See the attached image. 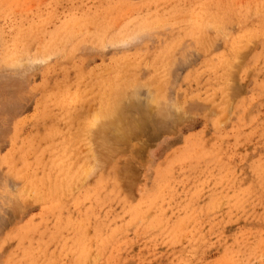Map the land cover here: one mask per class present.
<instances>
[{
    "label": "rangeland",
    "instance_id": "rangeland-1",
    "mask_svg": "<svg viewBox=\"0 0 264 264\" xmlns=\"http://www.w3.org/2000/svg\"><path fill=\"white\" fill-rule=\"evenodd\" d=\"M0 201V264H264V0H0Z\"/></svg>",
    "mask_w": 264,
    "mask_h": 264
},
{
    "label": "bare ground",
    "instance_id": "bare-ground-1",
    "mask_svg": "<svg viewBox=\"0 0 264 264\" xmlns=\"http://www.w3.org/2000/svg\"><path fill=\"white\" fill-rule=\"evenodd\" d=\"M234 2V1H233ZM160 3V2H159ZM138 34V33H137ZM159 34V33H158ZM145 38V37H144ZM140 39H142V38H140ZM128 42V41H127ZM152 42V41H151ZM133 43V42H132ZM120 45V44H119ZM126 45H127V43H126ZM132 45V44H131ZM121 48V47H120ZM123 48V47H122ZM45 59V58H44ZM45 62V61H44ZM43 62V63H44ZM39 63V62H38ZM2 68V67H1ZM32 68H33V66H32ZM28 71V70H27ZM148 101V100H147ZM147 104V103H146ZM148 104H150V102L148 103ZM154 103H152V105H153ZM151 105V104H150ZM147 107V106H146ZM157 113V112H156ZM79 117V116H78ZM118 118V117H117ZM118 119H120L121 120V118H118ZM119 121V120H118ZM123 123H121L120 125H117L116 127H118V129L119 130H121V131H128V130H138L139 128H140V126L139 125H122ZM125 124V123H124ZM92 128V127H91ZM90 132V131H89ZM103 140V139H102ZM1 202V201H0ZM251 252V251H250ZM241 260V259H240Z\"/></svg>",
    "mask_w": 264,
    "mask_h": 264
}]
</instances>
